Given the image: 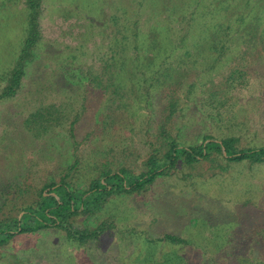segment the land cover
<instances>
[{"label":"rangeland","instance_id":"obj_1","mask_svg":"<svg viewBox=\"0 0 264 264\" xmlns=\"http://www.w3.org/2000/svg\"><path fill=\"white\" fill-rule=\"evenodd\" d=\"M28 12L0 0V222L67 174L81 192L103 171L138 176L167 139L264 146V0H40L34 56L4 97ZM72 223L105 230L17 233L0 264H264V162H183Z\"/></svg>","mask_w":264,"mask_h":264},{"label":"trees","instance_id":"obj_2","mask_svg":"<svg viewBox=\"0 0 264 264\" xmlns=\"http://www.w3.org/2000/svg\"><path fill=\"white\" fill-rule=\"evenodd\" d=\"M28 23L17 63L11 73L8 85L2 96L12 97L16 94L25 75L26 64L33 58V50L39 38L40 0H27ZM235 138L216 140L206 136L200 145L180 146L175 139H167L168 150L161 158L151 156L147 170L138 176H131L123 169L111 172L103 171L90 182L88 188L81 192L73 189L66 176L59 181L45 184L36 207H26L19 219L0 222V244L8 242L15 234L32 233L58 228L66 232L68 238L86 243L97 239L105 230V224L96 229L85 231L73 227L72 220L79 214H95L112 197L131 195L147 190L158 177L167 175L180 163L188 165L207 160L214 153H220L230 162L247 161L251 164L264 162V146L239 149ZM164 240L174 244H185V240L175 235H165Z\"/></svg>","mask_w":264,"mask_h":264}]
</instances>
